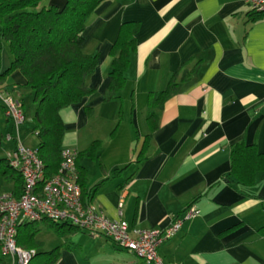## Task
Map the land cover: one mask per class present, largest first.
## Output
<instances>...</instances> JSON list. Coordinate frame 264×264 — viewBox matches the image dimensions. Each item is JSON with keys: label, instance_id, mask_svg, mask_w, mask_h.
Wrapping results in <instances>:
<instances>
[{"label": "crops", "instance_id": "crops-1", "mask_svg": "<svg viewBox=\"0 0 264 264\" xmlns=\"http://www.w3.org/2000/svg\"><path fill=\"white\" fill-rule=\"evenodd\" d=\"M130 21L138 28L126 84L120 99H105L110 47L120 25ZM82 37L83 52L97 56L87 78L96 90L59 116L62 147L78 154L99 142L93 156L80 160L84 202L125 220L131 236L162 230L197 208L158 247L164 264H264V171L252 186L237 184L231 174L234 144L264 152V14L250 12L247 0H105L89 15ZM11 59L0 41V74ZM171 79L179 83L176 92L149 122L148 94ZM1 83L24 110L22 97L33 101L18 70ZM12 132L0 104V159L15 148ZM0 176L10 184L3 191L15 189L13 179ZM49 229L60 243L45 248L38 233L36 240L45 251L58 247L53 264H148L103 235Z\"/></svg>", "mask_w": 264, "mask_h": 264}, {"label": "trees", "instance_id": "trees-1", "mask_svg": "<svg viewBox=\"0 0 264 264\" xmlns=\"http://www.w3.org/2000/svg\"><path fill=\"white\" fill-rule=\"evenodd\" d=\"M42 1L0 0V41L7 43L12 55L9 67L0 74V89L6 90L1 83L4 77L18 70L24 76L25 84L33 92L35 109L31 118V133L37 140L33 150L42 162L44 178H50L57 174L62 159V137L65 128L59 110L81 102L96 90V87L88 86L87 78L97 65V56L83 52L82 32L89 15L105 0H65L59 7L43 6ZM250 12L256 15L264 14L251 9ZM137 28V23L130 21L122 23L118 29L110 47L112 60L107 85L108 94L105 99L121 98V92L126 84L125 71L129 65V56L136 47ZM178 85L179 83L171 79L164 90L148 94L149 122L155 120V110L176 92ZM0 104L3 107L1 102ZM21 107L23 109L22 105ZM86 109L90 111L89 108ZM23 112L25 115L24 109ZM8 119L13 128L9 136L15 138L14 124L10 118ZM22 125L19 127V138ZM98 145L99 142H93L75 158V167L79 173L77 183L83 201L88 194L84 187L86 171L80 160L85 156H93ZM262 171L264 152H258L255 145L238 143L232 146L231 174L237 184L255 185L256 175ZM0 175L13 179L15 189L12 191L18 197L23 190V180L19 172L11 168L7 157L0 159ZM38 222L46 224L56 233H62V229L70 231L79 228L47 217L38 221L22 220L17 224L15 236L17 245L34 250V255L27 264H53L58 247L49 251L42 249L41 243L36 240ZM261 230L264 232V226ZM36 257L39 259H35ZM0 264H9L1 252Z\"/></svg>", "mask_w": 264, "mask_h": 264}, {"label": "built area", "instance_id": "built-area-1", "mask_svg": "<svg viewBox=\"0 0 264 264\" xmlns=\"http://www.w3.org/2000/svg\"><path fill=\"white\" fill-rule=\"evenodd\" d=\"M247 3L251 10L264 13V0H247ZM0 102L5 115L12 120L16 134L15 148L7 155V159L23 180V190L18 197L12 191L0 192V252L2 256H9V264H27L34 255V250L17 245V224L22 220L38 221L44 217L103 235L148 264H164L158 254V247L179 231L183 220L195 217L197 208L192 206L183 216L173 217L162 230H135L134 236H131L125 220L110 219L82 200L77 183L75 149L62 147L57 174L44 178L43 165L35 150L25 146L19 138V127L25 120L21 103L3 89H0ZM118 206H121V202Z\"/></svg>", "mask_w": 264, "mask_h": 264}, {"label": "rangeland", "instance_id": "rangeland-1", "mask_svg": "<svg viewBox=\"0 0 264 264\" xmlns=\"http://www.w3.org/2000/svg\"><path fill=\"white\" fill-rule=\"evenodd\" d=\"M22 101L24 103V108L26 112V120L22 127L20 128V137L24 139V143L27 147L31 149H35L37 140L36 137L31 133L32 127V115L35 109V105L32 101V97L28 95H24L22 97ZM16 134L14 133V136ZM10 187V184L3 180L0 176V191L7 190ZM36 227L39 228L37 238L44 242L45 248H51L53 245L60 243L59 237H57L52 230L45 224H41V222L36 223ZM60 241V242H59ZM4 260L9 261V256L3 255ZM35 259H39L36 257Z\"/></svg>", "mask_w": 264, "mask_h": 264}]
</instances>
